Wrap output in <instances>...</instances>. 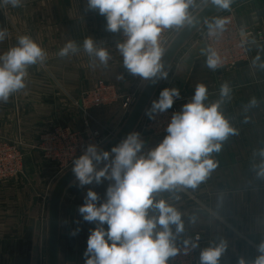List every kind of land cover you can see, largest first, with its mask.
Masks as SVG:
<instances>
[{
  "label": "crops",
  "instance_id": "0c3cea01",
  "mask_svg": "<svg viewBox=\"0 0 264 264\" xmlns=\"http://www.w3.org/2000/svg\"><path fill=\"white\" fill-rule=\"evenodd\" d=\"M210 1L193 0L194 11L197 4ZM86 8L87 0H24L22 7L0 9V29L8 32L0 42V54L14 46L20 35H30L47 52L45 65L29 68L26 88L7 103H0V137L21 139L25 145L24 174L0 183V264H46L47 208L42 197L50 195L64 174L58 175L57 167L46 162L36 149L41 135L63 126L115 136L127 118L120 103L90 110L83 107V95L98 80L117 85L122 94L133 93L136 88V76L125 69L116 48L121 33L106 31L105 17ZM224 12L232 13L239 26L263 35L262 41L249 47L248 62L234 70H210L207 56L200 55L203 49L194 37L175 59L153 100L164 88H177L185 99L182 108L194 95L195 86L203 83L208 89L205 103L210 104L220 100V87L227 82L231 95L221 104V111L237 134L223 142L221 151L211 154L218 166L196 188L178 186L154 196L182 214L184 231L176 246L198 234L202 237L201 250L223 240L227 250L220 264H238L240 258L253 261L259 254L258 244L264 242V179L257 178L252 167L260 164L258 150L264 148V68L260 66L264 64V0H240L218 14ZM89 36L97 47L109 51L107 67L83 51V40ZM69 40L81 45V51L59 57L57 53ZM191 54L197 57L189 64ZM257 56L260 59L254 63ZM252 98L258 102L255 106L249 103ZM135 132L140 134L139 126ZM164 137L141 138L143 151L157 146ZM108 184L105 180L84 189L68 186L61 206L59 264H84L87 239L97 225L83 221L77 207L89 188L103 201ZM156 214L155 209L150 210V215ZM76 220L81 230L73 237L69 233L78 226ZM168 264H172L171 258Z\"/></svg>",
  "mask_w": 264,
  "mask_h": 264
},
{
  "label": "clouds",
  "instance_id": "9594fccd",
  "mask_svg": "<svg viewBox=\"0 0 264 264\" xmlns=\"http://www.w3.org/2000/svg\"><path fill=\"white\" fill-rule=\"evenodd\" d=\"M23 2L0 0V9L22 7ZM192 3L193 0H87L86 10L98 11L105 17L106 31L122 33L124 39L116 48L128 73L155 84L167 80L169 75L162 62L164 49L160 36L164 30L192 24L189 14ZM211 3L230 10L233 0H211ZM226 23V18L215 19L214 24L208 25L210 33L213 28L223 29ZM7 36V30L0 29V42ZM82 49L100 65L108 66L109 51L97 47L91 36L83 40ZM80 51L81 45L69 40L57 55L63 58ZM205 54L206 66L215 71L220 66L218 54L211 49ZM259 59L257 56L254 63ZM46 60V50L30 35L18 36L16 44L0 54V103H7L25 89L29 68L43 66ZM260 66L264 68V64ZM219 91L220 100L206 104L207 86L197 84L191 100L172 115L167 135L147 152L143 151L140 134L131 132L110 150L88 144L83 154L73 159L74 179L70 186L84 189L105 180L109 182L103 201L89 188L84 202L77 207L83 221L97 225L90 230L84 264H168L169 258L180 253L176 240L184 231L182 214L165 200H156L154 194L178 186L196 188L218 166L211 154L221 151L223 142L237 134L221 111V104L230 98L231 87L225 82ZM179 98V89L164 88L145 114L154 119L156 114L172 108ZM249 103L255 106L258 102L252 98ZM258 155L261 162L252 167L257 178L264 179V148L258 150ZM152 209L156 215H150ZM74 222L78 226L69 233L73 237L81 230L80 221ZM183 243L185 255L199 246L191 240ZM226 250L227 243L223 240L211 244L201 250L200 264H220ZM257 252L253 261L240 258L238 264H264V242L258 244Z\"/></svg>",
  "mask_w": 264,
  "mask_h": 264
},
{
  "label": "built area",
  "instance_id": "2783aa9c",
  "mask_svg": "<svg viewBox=\"0 0 264 264\" xmlns=\"http://www.w3.org/2000/svg\"><path fill=\"white\" fill-rule=\"evenodd\" d=\"M217 18H226L227 23L223 29L213 28L210 33L208 25L214 24ZM182 28L174 27L162 32L160 46L164 49V52ZM200 35L201 37L197 40V43L203 42L207 50L211 49L218 54L220 66L216 70L219 71L234 70L239 65L248 62L249 47L255 42L263 40L261 33H254L250 28L239 26L232 13L228 12L215 15ZM123 39L121 33L120 41L122 42ZM135 80L136 88L134 92L127 94H122L118 86L113 83L98 80L94 88L83 95L82 104L84 109L90 110L120 103L125 115L128 116L147 82L138 76L135 77ZM184 100V97L180 94V98L174 101L172 108L164 113L156 114L154 119H149L144 114L139 123L140 137L166 136L167 125L172 115L181 110L180 105ZM113 137L114 135L111 133L104 135L100 130L90 128L74 130L68 127L56 126L41 135L36 149L41 152L46 162L57 167L58 175H62L71 170L73 159L83 154L88 144H97L103 148ZM24 147L25 145L21 139L13 141L0 137V183L24 174ZM49 196L45 194L42 197V205L45 208H47ZM192 242L198 243L199 246L190 250L187 255L184 254V244L177 246L180 253L175 257H171L172 264H200L201 235H195Z\"/></svg>",
  "mask_w": 264,
  "mask_h": 264
},
{
  "label": "water",
  "instance_id": "95a60500",
  "mask_svg": "<svg viewBox=\"0 0 264 264\" xmlns=\"http://www.w3.org/2000/svg\"><path fill=\"white\" fill-rule=\"evenodd\" d=\"M238 1L240 0H233L232 4ZM194 9V6H191L189 8V14L193 13ZM221 11L222 9L217 8L210 1L192 19V24H186L184 28H182V30L170 43L162 57V62L167 72L170 70L179 53L193 39V36L202 30L204 28L203 26H205L215 15ZM199 47L203 49L200 55H206V45L203 42H200ZM195 57H197L196 54H191L189 56L188 63L190 64ZM180 80L183 82V79L180 78ZM162 82L163 80H158L155 84H153L152 81L146 82L122 128L108 143H106V145L103 147L104 150H110L111 147L118 144L129 133L135 132ZM73 179L74 177L71 170L65 173L58 179L49 196L47 205V264H59V230L61 206L65 192L68 186L72 183Z\"/></svg>",
  "mask_w": 264,
  "mask_h": 264
},
{
  "label": "rangeland",
  "instance_id": "374dc122",
  "mask_svg": "<svg viewBox=\"0 0 264 264\" xmlns=\"http://www.w3.org/2000/svg\"><path fill=\"white\" fill-rule=\"evenodd\" d=\"M209 2H206V3H202V4H197L198 5V7H197V10L196 11H194L193 13H190V16L192 17V19L208 4ZM191 6H195V4H193V5H191ZM190 6V7H191ZM208 24V23H207ZM206 24V25H207ZM186 25V24H185ZM206 25L205 26H203L204 28L206 27ZM184 28V27H183ZM203 28V29H204ZM202 29V30H203ZM202 30H200L199 32H197L194 36H193V38L194 37H197V40H199L200 39V37H201V33H202ZM173 41V40H172ZM171 41V42H172ZM170 45V44H169ZM48 209V208H47ZM47 209H46V214H47ZM45 263L47 264V252H46V260H45Z\"/></svg>",
  "mask_w": 264,
  "mask_h": 264
}]
</instances>
